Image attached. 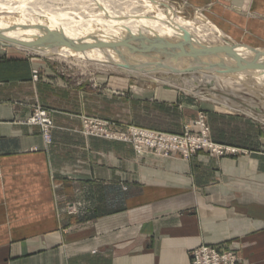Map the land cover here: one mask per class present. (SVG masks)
I'll return each instance as SVG.
<instances>
[{
    "label": "crops",
    "instance_id": "obj_1",
    "mask_svg": "<svg viewBox=\"0 0 264 264\" xmlns=\"http://www.w3.org/2000/svg\"><path fill=\"white\" fill-rule=\"evenodd\" d=\"M175 2L201 9L242 48L264 49V0ZM42 60L0 48V264H191L202 245L264 264L262 104L255 114L208 108L213 140L238 155H138L86 135L82 117L176 132L200 102L129 80L125 96L82 91ZM38 105L53 118L51 143L27 121ZM167 110L178 122L148 124Z\"/></svg>",
    "mask_w": 264,
    "mask_h": 264
},
{
    "label": "bare ground",
    "instance_id": "obj_2",
    "mask_svg": "<svg viewBox=\"0 0 264 264\" xmlns=\"http://www.w3.org/2000/svg\"><path fill=\"white\" fill-rule=\"evenodd\" d=\"M24 1L0 0V32L10 39L14 46L30 52L43 56H75L93 61L98 65L122 69L127 75H154L158 72H170L178 77L184 71L191 72L199 69L202 73L209 71L216 75L231 74L237 81L246 82L250 78L256 83L264 84V69L253 70L249 65L245 66L243 71H234L224 68L213 69L208 66L213 63V60L219 61L221 58H224V62L229 65H236L238 63L236 58L229 57L232 55L245 58L249 64L261 63L264 62V49L242 48L212 23L200 11L201 9H196L197 18L194 17V20L187 19V15L181 16L180 6L172 5L171 0H63L66 6L63 9L59 8L62 4L60 3L49 8L47 14L50 18L48 23L44 24L34 16L27 19L23 12L28 14L31 9H34L36 2L41 3L47 0ZM86 1L99 6L97 10L99 12L95 11L97 8L93 11L88 9ZM103 8L126 19L133 28L138 30L135 33L139 35H119L120 28H114L113 24L108 25V22L102 19L103 15L99 14ZM149 14L152 15L149 16ZM29 22L33 23L31 26L34 27V24L37 26L35 35L31 37L20 36L24 34L18 35L14 29L15 26L19 27ZM210 34L217 43H211L213 39ZM56 38L60 41L54 44L53 40ZM213 50L217 52H212ZM195 51L204 56L205 65L196 64ZM231 86L233 85L226 87L231 88Z\"/></svg>",
    "mask_w": 264,
    "mask_h": 264
},
{
    "label": "rangeland",
    "instance_id": "obj_3",
    "mask_svg": "<svg viewBox=\"0 0 264 264\" xmlns=\"http://www.w3.org/2000/svg\"><path fill=\"white\" fill-rule=\"evenodd\" d=\"M25 1H27V0H25ZM60 3H62V4H60ZM170 3L172 5H175L178 7L180 6V11H182L181 16L186 17V15H187V17H186L187 19H194V20H195V18H197V16H196L197 13H196L195 9L193 10L191 8H188V7L185 8V6L182 4L184 6V10H183V8H182L183 6H181V4L179 5L178 3H176L175 0H171ZM59 4L61 5V7L59 6V8H62V9L66 6L65 1H63V0H55V1L54 0H50V1L47 0V1H41V3L36 2V5L33 6L34 9H31V11L28 14L23 12V15L27 16V19H31L34 16L35 19H38V21H41L44 24H46V23H48L49 18H50L49 15L47 14V11L50 10L49 8L55 7ZM86 4H87L88 9H92L91 11H93L95 8H97V9H95V11L99 10L98 9L99 6H97L96 4L92 5L88 1H86ZM97 12H99V11H97ZM99 14L103 15L102 19H104L106 22H108V25L113 24V25H115L114 28H117V29L120 28V30L118 32L119 35H121V36H123V35H131V36L137 35L138 36L139 35V34L135 33V32H138V30L133 28V26H131L128 23V21H126V19H123L118 14L112 13L106 8H103L101 13H99ZM151 15L152 14H149V16H151ZM142 23H144L143 20H142ZM23 24L19 25V27L15 26L14 29H15L16 33H18V35L24 34V35H20V36H24V37L34 36L36 29H37V26H35V24H34V27L31 26V25H33V23H31V22H29L27 24L26 23H23ZM27 30H29V31H27ZM24 31L26 33H24ZM0 34L3 37V38H0V48H3L4 50H6V52L10 50V51H14L16 53H21L23 55L26 54V55H29L32 57H38L41 60L43 59L42 61H45L46 63H48V64L52 65L54 68H56L57 74L59 76H61L62 78H66L68 80H71L73 83H76V84H82V91L101 92V94H103V95L107 94V95H113V96H121V95L125 96V95H127V92H126V88H123V84L125 85L126 81L129 80L128 84H131V86L135 85V87H139V88H142L145 90H155V89L175 90V91H178L183 96V98L184 97H187L189 99L192 98V100H198L200 102L197 116L194 119L190 120L189 123L184 125L183 131H180V129H178V131H176V132L157 129V128L155 129V128H153V126L144 127V126H140V125H136V124L123 123V122L116 120L115 118H110V117H108V118L99 117L97 115H84L82 117L83 132L86 135L95 136V137H99V138H103V139H107V140H116V141H121V142L131 144L133 146L136 154H138V155H144V154H139L136 151L135 145L132 142L125 141V140L119 139V138H108V137H103V136L91 135V134L87 133V129H86L87 123L89 122L88 123V125H89L91 120H101V121L108 122L109 127H110L109 129L113 132L118 133V134H122V133L126 134L129 127H136V128H142V129H147V130H152V131H160V132H164V133L175 134V135H179V136H185L186 134H189L190 136L194 135L195 137H198V136L202 135V132H201V127L198 126V124H196V122L203 120L205 125L209 127V138L214 143H217L219 145H223V146L231 148L230 149L231 151H229V153H225L223 156H218V155L214 154L218 157H224V156L231 155V154L238 155L240 153V150L236 147L229 146V145L222 144V143H218V142L213 140V138L211 136V126L208 123V108L216 106L220 110H227V111H240V110L246 111V110H249V111H247L248 113L252 112V114H255L253 107L254 106L259 107L262 104L261 110L264 111V102L261 103L259 101V100L264 101V84L263 83L262 84L256 83L255 81H253L250 78L247 79L246 82H242L240 80L237 81V79L234 78L235 76L231 75V74L224 76V75H216L213 72L211 73L209 71H203L204 73H202V71H200L199 69H197L195 71H191V72L184 71L181 73V75H178V77L171 74L170 72H163V73L158 72L157 74H154V75H148V74L127 75L122 69L118 70L117 68L112 67V66L110 67V66H105V65H98V64L94 63L93 61L85 60L83 58H78L75 56H69V57H62L60 55L43 56L41 54L34 53L32 51L30 52L29 50H25V49L14 46L13 44H11L12 41L10 39L6 38L1 32H0ZM210 36L213 39V42H211V43H214V42L217 43V41L214 40L213 35L210 34ZM212 52H214V50ZM35 71H37L38 77H37V79H35V78L34 79L38 80L39 75H40V71H39V69H35L34 72ZM34 75H35V73H34ZM222 76H224V77L221 78ZM172 78H173V80H172ZM226 79H228V80H226ZM113 81L118 82V84H114ZM225 81H227V82H225ZM119 82L121 83V85H119ZM228 83L229 84L231 83L230 85H233L234 87L231 86V88H229L230 85ZM222 84L224 87H226V86H229V87L224 88L222 86ZM243 86L246 88H244ZM131 88H133V87H130V89ZM239 88H241V90L243 92ZM238 90H240V91H238ZM244 101H245V103H247V105L244 103ZM256 101L258 103H256ZM119 106H120L119 110H122V109L125 110V108H126L125 105L121 104V103L119 104ZM36 107H41L43 109H46L49 116L52 118L50 110H48L47 108H45L43 106L38 105V106L34 107L33 111L35 110ZM33 111H32V114H33ZM160 114H161L160 117H157V118L151 117V118H147V119L145 118V119L147 120L148 124L154 123L156 125H161L163 123H169V121L174 122L175 120L178 122V116L177 115L175 116L174 112L167 110L165 112V115H163L164 113L162 111ZM155 116H156V114H155ZM52 121H53V118H52ZM33 125H35V124H33ZM37 126H39V125H37ZM54 127H55V125H54V121H53L52 130L54 129ZM41 131H42V129H41ZM42 134H43V132H42ZM52 140H53V137H52ZM232 149H235V150L233 151ZM199 152L211 154V153L205 152V151H199ZM199 152H197L196 154H198ZM170 155H172V154H170ZM170 155H168V156H170Z\"/></svg>",
    "mask_w": 264,
    "mask_h": 264
},
{
    "label": "built area",
    "instance_id": "obj_4",
    "mask_svg": "<svg viewBox=\"0 0 264 264\" xmlns=\"http://www.w3.org/2000/svg\"><path fill=\"white\" fill-rule=\"evenodd\" d=\"M34 73V78L37 79V71ZM27 121L30 124L39 125L45 141L47 143L52 142L53 121L46 109L36 107ZM88 123L86 127L87 133L132 142L139 154L153 153L155 155L168 156L177 153L188 159L199 151L209 152L218 156H223L231 151L230 147L214 143L209 138V127L205 125L203 120L196 122L201 127L202 132V135L198 137L190 136L189 134L179 136L136 127H129L126 134H118L109 129L108 122L91 120L89 125ZM232 150L234 151L235 149ZM190 256L191 264H239V258L235 252L220 251L216 247L208 245L193 249Z\"/></svg>",
    "mask_w": 264,
    "mask_h": 264
},
{
    "label": "water",
    "instance_id": "obj_5",
    "mask_svg": "<svg viewBox=\"0 0 264 264\" xmlns=\"http://www.w3.org/2000/svg\"><path fill=\"white\" fill-rule=\"evenodd\" d=\"M0 38H3L1 36V34H0ZM59 41H60L59 38H56V39L53 40L54 44L58 43ZM194 54L197 57L196 59H194L196 61V64L197 65H205L204 63H206V62H204V60H203L204 56L202 54H200L199 52H197V51H195ZM229 57L236 58L238 63L236 65H229L226 62H224V58L223 59L221 58V60H219V61L213 60V63L208 65V66L213 68V69L224 68V69L234 70V71H243L245 69L244 67L245 66H249V65L252 66L253 70H263L264 69V62H261V63L254 62V63L249 64V62H247L246 59L241 57V56L232 55V56H229Z\"/></svg>",
    "mask_w": 264,
    "mask_h": 264
}]
</instances>
